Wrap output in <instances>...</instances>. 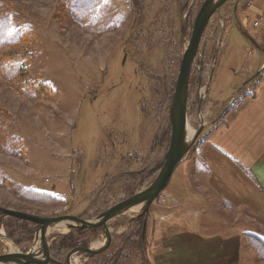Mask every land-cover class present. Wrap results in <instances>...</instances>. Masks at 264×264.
Segmentation results:
<instances>
[{
  "label": "rangeland",
  "instance_id": "rangeland-1",
  "mask_svg": "<svg viewBox=\"0 0 264 264\" xmlns=\"http://www.w3.org/2000/svg\"><path fill=\"white\" fill-rule=\"evenodd\" d=\"M204 2L104 0L93 17H84L69 0H0L7 36H23L0 49V208L44 219H89L154 182L170 146V107L184 50ZM255 31L264 48V36ZM220 32L215 16L190 77V138L204 126L192 150L148 213L142 215L140 206L109 223L110 250L95 260L78 256L74 264H108L118 248L126 252L120 264H153L169 235L226 233L208 227L221 216L228 225L243 223L240 231L264 237V219L211 202L194 176L198 147L224 119L245 74H251L245 63L252 60L250 52L259 54L238 30L227 40ZM27 189L62 201L31 202ZM34 229L31 223L0 218V232L7 236H27ZM70 236L69 230L54 229L43 241L64 262L68 250L60 254L59 248ZM129 236L137 238L132 245L124 244ZM87 237H95V248L105 241L101 229ZM249 248L243 249L242 264H264ZM12 252L0 247L5 260Z\"/></svg>",
  "mask_w": 264,
  "mask_h": 264
},
{
  "label": "crops",
  "instance_id": "crops-1",
  "mask_svg": "<svg viewBox=\"0 0 264 264\" xmlns=\"http://www.w3.org/2000/svg\"><path fill=\"white\" fill-rule=\"evenodd\" d=\"M215 16L220 23L225 22L226 40L234 29L243 37H258L252 25L254 20L264 18V0H232ZM257 50L259 54L252 53V60L245 62L252 74L244 73L246 78L242 82H247L246 90L224 114L221 123L208 133L194 157L197 161H193L197 171L194 176L199 181L197 189L204 192L203 197L211 202L217 199L226 211L247 210L264 219V71L248 83L264 66V53ZM237 90L238 87L234 92ZM184 174L186 182L188 174ZM226 221L223 216L220 221H208V227H221L228 230L226 233L184 231L169 235L158 246L153 264H242L243 249L248 245L244 230H239L244 224L235 220L237 226L228 225ZM247 255L251 258L250 253Z\"/></svg>",
  "mask_w": 264,
  "mask_h": 264
},
{
  "label": "water",
  "instance_id": "water-1",
  "mask_svg": "<svg viewBox=\"0 0 264 264\" xmlns=\"http://www.w3.org/2000/svg\"><path fill=\"white\" fill-rule=\"evenodd\" d=\"M232 0H205L203 3L193 25L192 35L187 43L180 71L177 79L175 94L170 107V125H171V140L169 149L157 166L159 169V173L154 182L145 190H142L129 199L114 205L109 208L105 212L99 214L98 216L89 218V219H73V218H58V219H44L39 218L37 216H33L30 214L22 213L15 210L2 209L0 208V218H15L22 221L34 223L41 226L40 231L37 233L35 238V254L34 259L36 264H47L39 259L40 252L38 249V244L40 239H44L45 234L48 230L51 229H65L66 231L79 232L88 229H94L100 226H103L104 229V237L105 241L101 248L97 250H93L91 248L82 250L84 253L89 254L90 257L96 256L104 251L110 242V231H109V223L124 215L129 213L130 210L142 206L144 207L142 215L149 212L152 204L160 197L161 193L168 186L175 169L177 166L184 160L185 156L192 150L193 146L197 142L199 136L201 135L204 126H201L195 135L189 140L187 133V125H188V91H189V83L190 77L192 73V69L196 63L199 51L202 46V41L205 35V32L210 25L211 21L214 19L215 15L219 13V11ZM225 31V22H221V32L220 35H224ZM245 37L247 40L251 42L256 49L262 50L264 53V48H261L257 41L246 34ZM219 46V45H218ZM264 71L263 68L256 73L248 83L253 82L259 75ZM247 82L238 90V92L232 98V101L225 108L227 111L233 105V102L236 100L237 95L241 92V90L246 86ZM202 106V104H201ZM224 111V112H225ZM147 219L144 222V235L147 227ZM0 241L6 246L10 247L12 245V249L15 252H12L13 255L2 258L0 264H23L24 258L20 253L18 247L15 245L14 241H12L3 231L0 232ZM77 253L73 252L68 259V264H72V257ZM31 261L29 258L27 262Z\"/></svg>",
  "mask_w": 264,
  "mask_h": 264
},
{
  "label": "flooded vegetation",
  "instance_id": "flooded-vegetation-1",
  "mask_svg": "<svg viewBox=\"0 0 264 264\" xmlns=\"http://www.w3.org/2000/svg\"><path fill=\"white\" fill-rule=\"evenodd\" d=\"M32 224H34V223H32ZM34 226L36 227V229L28 231L27 236H25L26 234H23L22 237L8 236L12 241H14L15 245L18 247L20 253L22 254V256L24 258L23 264H36L35 259H34V257H35L34 256V254H35V245L34 244H35L36 235L40 231L41 226L37 225V224H34ZM99 229H101L103 231V234H104L103 226H100V227H97L94 229H88V230H84V231L73 232L72 236L68 237L66 239V241L59 248L60 254H62L64 251L68 250V254L65 257L64 262L55 258L56 256L53 255V254H55V249L52 246V244L44 243L43 239L41 238L40 242L38 244V249L40 252L39 259L41 261L47 263V264H68L69 256L73 252L77 251V253L72 257V264H74L73 262L75 261V258H77L78 256H83V255L88 260H95V257H97L101 254H104L106 251L110 250V245H111L110 243L104 251H102L100 254L93 256V257H90L89 254L84 253L82 250L89 249V248H91L93 250L99 249V248L93 247L91 244V241L95 237H90V239H87V238H89V237H87V233L89 235L90 234L96 235V232H98ZM25 232L26 231L24 230V233ZM74 235H76V236H74ZM104 240H105V237H104ZM26 245H28V246H26ZM2 246H3V248H4V246L7 247L9 249V251H11L10 247L6 246L3 243L1 244V242H0V247H2ZM57 252H58V250H57ZM1 254H0V261H2V256H4L3 254L2 255ZM29 258L31 259V261L27 262V260Z\"/></svg>",
  "mask_w": 264,
  "mask_h": 264
},
{
  "label": "trees",
  "instance_id": "trees-1",
  "mask_svg": "<svg viewBox=\"0 0 264 264\" xmlns=\"http://www.w3.org/2000/svg\"><path fill=\"white\" fill-rule=\"evenodd\" d=\"M104 0H69V6L71 5V2L75 3V10L78 11L80 14V16H84L86 17V15H89L88 13H90V16L93 17L94 14L97 12L98 7L103 3ZM9 25L2 19L0 18V49L7 47L9 45H11L10 43L12 42L11 40L14 39L15 37H19L18 33L14 38H11L10 36H7L6 31L8 30ZM23 36L19 37L18 40H21ZM6 39H8V42H6ZM10 42V43H9ZM244 93V92H243ZM25 196L28 198V200H30L31 202H36V203H50V204H54L56 203H61L60 201H62V199L56 197V196H52L51 194H46V193H42V192H37L35 190H31V189H27L25 191ZM15 219V218H14ZM19 220V219H17ZM21 222H25L22 220H19ZM25 223H29V222H25ZM32 224V223H31ZM244 239L246 242H248V245L250 246V248L259 256V258L264 261V237L261 236L260 234L256 233V232H244L243 234ZM135 236H129L124 238L125 242L124 244H130L132 245L134 242L132 241V239L137 240V238L135 239ZM137 246V244H136ZM111 249V247H110ZM121 249V248H120ZM119 250V253H115L114 255H112V262L108 263V264H120L122 263V260L124 259L123 256H121V254L126 253L123 249ZM138 249V248H136ZM117 251V250H116ZM125 260V259H124Z\"/></svg>",
  "mask_w": 264,
  "mask_h": 264
},
{
  "label": "built area",
  "instance_id": "built-area-1",
  "mask_svg": "<svg viewBox=\"0 0 264 264\" xmlns=\"http://www.w3.org/2000/svg\"><path fill=\"white\" fill-rule=\"evenodd\" d=\"M252 26H253V28H254L255 30L258 31V33H259L261 36H264V20H259V19L254 20ZM250 54H251V52H250Z\"/></svg>",
  "mask_w": 264,
  "mask_h": 264
},
{
  "label": "bare ground",
  "instance_id": "bare-ground-1",
  "mask_svg": "<svg viewBox=\"0 0 264 264\" xmlns=\"http://www.w3.org/2000/svg\"><path fill=\"white\" fill-rule=\"evenodd\" d=\"M187 133H188V130H187ZM188 138H189V140L191 139L189 133H188ZM139 210H140V206H138V207H136V208L130 210L129 213L138 212ZM51 230L54 231V229H51ZM51 230H50V231H51ZM55 230L58 231V232H61V233H66V232H67L65 229H55ZM48 231H49V230H48ZM48 231H47V232H48ZM10 249H11L13 252H15V250L12 249V245H10ZM79 262H80V261H78V263H79ZM78 263H77V264H78Z\"/></svg>",
  "mask_w": 264,
  "mask_h": 264
}]
</instances>
